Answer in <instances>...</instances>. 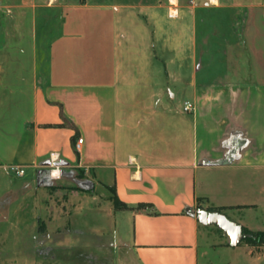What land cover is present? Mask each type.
Masks as SVG:
<instances>
[{
    "label": "crops",
    "instance_id": "crops-1",
    "mask_svg": "<svg viewBox=\"0 0 264 264\" xmlns=\"http://www.w3.org/2000/svg\"><path fill=\"white\" fill-rule=\"evenodd\" d=\"M217 7L244 13L225 67L200 61L201 12ZM73 167L132 207L109 216L122 211L125 264H264V247L210 244L212 221L195 211L264 200V0H0V211L67 246L49 260L105 264L78 259L69 232L103 235L99 205L96 223L69 222V234L42 225L57 208L48 186Z\"/></svg>",
    "mask_w": 264,
    "mask_h": 264
},
{
    "label": "rangeland",
    "instance_id": "rangeland-1",
    "mask_svg": "<svg viewBox=\"0 0 264 264\" xmlns=\"http://www.w3.org/2000/svg\"><path fill=\"white\" fill-rule=\"evenodd\" d=\"M201 16L199 23L200 61L202 64L218 62L222 67H225L227 62L226 52L230 55L235 48L231 44L234 46L237 42L239 43L237 31L244 13L235 8L217 7L206 8L201 12ZM236 22L238 23L235 26ZM224 71V68H219L216 73L220 75ZM64 175L65 178L55 180L48 186L51 200H54L57 208L51 216L44 215L42 225L44 226L51 219L52 235L58 237L69 234L64 228L69 222L73 226L78 222L91 221L96 223L97 214L95 212L90 214L89 212L95 211L99 205L98 208L104 214L100 217L102 219H99V221L104 222L103 235L94 233V231L83 227L82 224H76L73 228L70 227L69 232L72 233V237L75 239V242L71 245L73 246V254L78 259L99 255L105 259V264H125L121 256V246L127 239V229L121 210L109 217L110 212L116 206L114 200H112V191L92 177H85L82 169L67 168ZM93 192L98 193L99 200H97V203L91 201L89 205L84 206L83 204L87 202L86 197L92 196ZM257 200L251 194H248V196L236 194L231 197L230 202L239 204L252 203ZM258 203L259 206L256 208L252 205L216 206L219 209L215 211L212 210L213 207L210 208V206H203L199 203L195 211L200 213L201 211L210 210L208 212L222 215L224 219L228 220L229 225L235 226L233 233L238 236H234L233 233L231 235L224 234L225 227L212 221L205 231L208 234L210 244L227 243L235 237L236 239H233L235 243L244 245L252 252H257L264 247V243L254 244L249 240L252 234L245 231L244 228L252 231L264 230V200L261 199ZM201 227L203 229L204 226ZM44 228L41 230L45 233L46 229ZM47 231L50 234L48 229ZM22 233L23 231L18 226L13 214L7 212L2 214L0 211V264H65L64 262L49 260V255L64 252L67 246H52L45 238L44 241L40 240L36 233L32 231L26 230V234L23 233L24 235ZM205 233H202L203 237H205ZM45 234L48 236L47 233ZM38 258L42 259L41 262L37 261Z\"/></svg>",
    "mask_w": 264,
    "mask_h": 264
},
{
    "label": "built area",
    "instance_id": "built-area-1",
    "mask_svg": "<svg viewBox=\"0 0 264 264\" xmlns=\"http://www.w3.org/2000/svg\"><path fill=\"white\" fill-rule=\"evenodd\" d=\"M175 15V13H171V16ZM184 109L185 111H193L195 109V105L191 101H185L184 103ZM83 142V138H79L77 143H76V148L78 149L80 147V144ZM59 155L58 153H52L51 154V159L52 161H56L58 159ZM58 169V167H55ZM9 169L12 173H14L16 176H23L26 173V168L23 165L20 164H11L9 166ZM54 176L59 177V173L57 172L56 174L53 172L52 173Z\"/></svg>",
    "mask_w": 264,
    "mask_h": 264
},
{
    "label": "trees",
    "instance_id": "trees-1",
    "mask_svg": "<svg viewBox=\"0 0 264 264\" xmlns=\"http://www.w3.org/2000/svg\"><path fill=\"white\" fill-rule=\"evenodd\" d=\"M114 202H115L116 207H118V208H124V209L125 208H132V207L128 206L126 203L118 200V198L115 195H114ZM148 206H151V205L149 203H139L137 205V208L138 209H143V208H146ZM210 208H212V207H210ZM218 209L219 208L213 207L212 210L215 211V210H218ZM188 211L190 213H192L191 209H188ZM208 211H210V210H208ZM244 230L247 231V232H250L252 234V237H251V239L249 238V240H251L254 244L264 243V230L252 231V230H250L248 228H244Z\"/></svg>",
    "mask_w": 264,
    "mask_h": 264
},
{
    "label": "water",
    "instance_id": "water-1",
    "mask_svg": "<svg viewBox=\"0 0 264 264\" xmlns=\"http://www.w3.org/2000/svg\"><path fill=\"white\" fill-rule=\"evenodd\" d=\"M210 217V218H209ZM208 217V213L207 212H203L202 213V215H201V219L205 222V223H207L208 221H209V219H210V221H215L216 223H219L220 225H223L224 227H225V224H227L228 223V221L226 220V219H224V218H221V216L220 215H218V214H212V215H210Z\"/></svg>",
    "mask_w": 264,
    "mask_h": 264
}]
</instances>
